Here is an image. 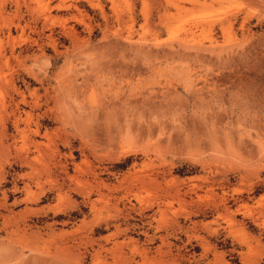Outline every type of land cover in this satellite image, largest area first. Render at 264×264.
Here are the masks:
<instances>
[{
	"label": "rangeland",
	"instance_id": "374dc122",
	"mask_svg": "<svg viewBox=\"0 0 264 264\" xmlns=\"http://www.w3.org/2000/svg\"><path fill=\"white\" fill-rule=\"evenodd\" d=\"M66 263L264 264V0H0V264Z\"/></svg>",
	"mask_w": 264,
	"mask_h": 264
},
{
	"label": "bare ground",
	"instance_id": "6f19581e",
	"mask_svg": "<svg viewBox=\"0 0 264 264\" xmlns=\"http://www.w3.org/2000/svg\"><path fill=\"white\" fill-rule=\"evenodd\" d=\"M48 3H46V5H47ZM45 5V6H46ZM33 7V6H32ZM60 7V6H59ZM45 8H48V6L47 7H45ZM51 7H49L48 9H50ZM47 9V10H48ZM43 10H45L44 9V7H43ZM48 11H50V10H48ZM47 13V12H46ZM47 15V14H46ZM45 17H47L45 20H48V18H49V14H48V16H45ZM53 19V17H50V20H48V21H51ZM58 20V19H57ZM48 21H46V22H48ZM60 21V20H59ZM58 21V22H59ZM107 21V20H106ZM103 43V42H102ZM13 56V55H12ZM37 62V61H36ZM35 69H33V71H34ZM131 71V70H130ZM37 74V73H36ZM41 79V78H40ZM23 102V101H22ZM57 105H59V104H57ZM61 105V104H60ZM65 108V107H64ZM64 115V114H63ZM29 118V117H28ZM71 118V117H70ZM37 126H39V125H37ZM37 128V127H36ZM40 130V129H39ZM36 134V136L38 135L39 136V131L37 130H35V133H34V135ZM91 137V136H90ZM92 139V138H91ZM94 139V138H93ZM93 143V142H92ZM95 147V146H94ZM97 147V146H96ZM114 148V147H113ZM103 150V149H102ZM11 153V152H10ZM16 155V154H15ZM26 159V158H25ZM42 166V165H41ZM45 167V166H44ZM78 167V166H77ZM79 169V168H78ZM78 171H80V170H78ZM67 172V171H66ZM26 175V174H25ZM30 177H32V176H30ZM29 177V178H30ZM69 177V176H68ZM138 177V176H137ZM69 179V178H68ZM73 180H76V182H77V184L79 185L78 187H80V189L79 188H77V190L76 191H83V187H81V185H82V182L81 181H83V180H79L77 177H74L73 178ZM88 180V179H87ZM142 180V179H141ZM157 180V178L155 179V181ZM145 181V180H144ZM152 181V180H151ZM150 182V181H149ZM167 184V183H166ZM84 186V185H83ZM77 187V186H76ZM117 189V188H116ZM137 189V188H136ZM36 196L35 195H33L32 194V197H31V199H33V198H35ZM70 198V197H69ZM87 198V197H86ZM89 199V198H88ZM101 200V199H100ZM56 207V206H55ZM238 212V211H237ZM90 221V220H89ZM63 250V249H62ZM46 255V254H45ZM67 264V263H66Z\"/></svg>",
	"mask_w": 264,
	"mask_h": 264
}]
</instances>
